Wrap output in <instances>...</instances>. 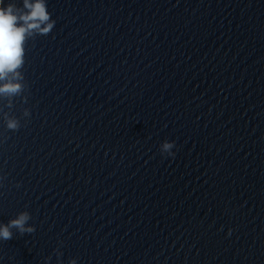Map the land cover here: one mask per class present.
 <instances>
[{
  "label": "clouds",
  "instance_id": "obj_1",
  "mask_svg": "<svg viewBox=\"0 0 264 264\" xmlns=\"http://www.w3.org/2000/svg\"><path fill=\"white\" fill-rule=\"evenodd\" d=\"M25 9L27 11H24ZM47 21H49V13L46 11L44 0H35L34 3L31 0H22V7L14 3H8L5 6L4 0H0V81H8L0 85V94H15L21 90V84L13 82L9 77L22 79L18 70L25 62L26 39L33 31L48 34L55 21L41 28V25ZM8 127L15 129L17 124L15 121H10ZM164 147L169 149L172 145L165 144ZM174 155L175 153L171 154V156ZM29 218L27 213H21L18 218L10 220L8 224L0 225V239H12L11 229L13 228L20 233L33 232V228H25Z\"/></svg>",
  "mask_w": 264,
  "mask_h": 264
},
{
  "label": "water",
  "instance_id": "obj_2",
  "mask_svg": "<svg viewBox=\"0 0 264 264\" xmlns=\"http://www.w3.org/2000/svg\"><path fill=\"white\" fill-rule=\"evenodd\" d=\"M32 3L35 0H31ZM8 3H14L18 7H22V0H4L5 6ZM24 11H27L26 9ZM36 31H33L26 39L25 43V62L21 69L18 71L21 74L22 79H17L14 76H10L9 79L13 82L21 84V90L15 94H0V171L8 150L9 142L13 129L8 127L10 121H16L18 114L23 89L26 81V76L29 68V63L31 59L34 39ZM8 81H0V85Z\"/></svg>",
  "mask_w": 264,
  "mask_h": 264
}]
</instances>
